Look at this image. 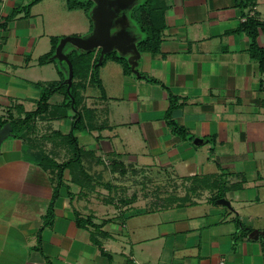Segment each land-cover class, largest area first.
Segmentation results:
<instances>
[{
	"label": "crops",
	"instance_id": "0c3cea01",
	"mask_svg": "<svg viewBox=\"0 0 264 264\" xmlns=\"http://www.w3.org/2000/svg\"><path fill=\"white\" fill-rule=\"evenodd\" d=\"M35 1L0 0L7 123L35 111L50 87L51 111L65 102L68 66L53 57L52 39L93 30L76 25L74 10L58 13L56 0ZM239 1L166 0L159 50L141 51L137 73L108 60L100 95L88 91L92 83L79 88L80 165L64 170L53 215L58 171L42 156L74 158L77 111L39 115L0 143V264H264V72L241 28L247 17L264 22V0L244 10ZM258 44L264 50V32ZM105 156L119 163L114 177L160 171L190 186L178 204L149 210L146 195L133 201L143 191L121 185L114 192L133 194L131 202L100 215L109 208L96 197ZM77 214L101 226L100 246Z\"/></svg>",
	"mask_w": 264,
	"mask_h": 264
},
{
	"label": "trees",
	"instance_id": "16d2710c",
	"mask_svg": "<svg viewBox=\"0 0 264 264\" xmlns=\"http://www.w3.org/2000/svg\"><path fill=\"white\" fill-rule=\"evenodd\" d=\"M37 1V0H36ZM35 1V2H36ZM256 0H240L239 6L242 10L246 9L248 5H251ZM67 9L76 10L82 9L85 10L88 16H91V11L95 6L94 0L87 1H76V0H66ZM32 5L29 4L27 8ZM166 9V0H143L140 6H138L137 10L132 11L130 15L132 19L137 21L139 24L140 31L143 36H140L137 42L138 49L140 51H149L155 53L159 50L162 31L164 29V13ZM245 15V14H244ZM247 17V16H246ZM93 21V20H92ZM93 26V25H92ZM241 28L250 36L251 45L250 51L251 55L259 60L262 71L264 72V50L258 44V36L260 32H264V22L257 20L255 17H247L244 22L241 23ZM93 29V27H92ZM78 36V35H77ZM61 37H56L52 39L53 42V53L56 50L57 45L59 44ZM52 53V54H53ZM46 55L42 58V62L46 61L50 56ZM69 59L73 63L74 67V79L73 84L70 88V94L67 90V85L64 86L66 100L61 106H56L53 110L49 108L48 100L50 96L54 93L55 87H50L43 91L41 98L38 103V107L35 111L26 115L24 119L20 120H10V123L13 127V136L19 137L24 132L25 128L31 127V121L42 114L48 113V116H60L65 117L67 112L73 107L76 111L78 109V104L82 100V97H79V88H85L88 83L96 84L101 87V80L99 77V69L101 65H104L108 60H114L123 65L125 74H129L131 71V66L127 61L126 57L119 56L116 52L109 53L105 55L104 60L101 65H98L99 57H100V49H94L89 51H72L67 54ZM78 80L75 82L74 80ZM151 82H156L155 79L150 78ZM72 97L74 98V103L72 104ZM174 97L171 95V100L174 101ZM170 111H168L169 113ZM167 113V114H168ZM73 125L70 134H68V139L72 141L74 144L75 155L72 160L63 163H57L52 160L49 156L43 154L42 163L43 165L48 167H54L58 171V185L55 189L53 198L50 202V207L48 210L49 215H53V208L55 201L59 196V188L62 182V176L64 170L70 166V164L80 165V157H79V148L77 146V139L74 136L75 132L84 128L83 122L84 117L80 111L75 113L73 118ZM8 120L2 121L0 120V125H4ZM91 217L83 218L80 215H76V222L79 227L88 228L92 226L96 230L91 231L93 235V241L97 245H101V242L97 240L96 236L99 233L101 226L96 225L92 222ZM89 229V228H88ZM104 233V232H102Z\"/></svg>",
	"mask_w": 264,
	"mask_h": 264
},
{
	"label": "rangeland",
	"instance_id": "374dc122",
	"mask_svg": "<svg viewBox=\"0 0 264 264\" xmlns=\"http://www.w3.org/2000/svg\"><path fill=\"white\" fill-rule=\"evenodd\" d=\"M56 1L58 2L57 12L66 13L68 11L66 0H56ZM79 1L84 2L87 0H79ZM142 1L143 0H134L129 11L126 10V13H125L127 17V20L125 21V25H127L128 28L129 26L133 27L130 29L134 30V32L136 33L138 37L143 36V34L140 31L139 24H137L136 20L132 19V16L130 15V13L132 11L137 10L138 6H140ZM74 11L75 13H70V14L77 15V16H73L74 21L79 17L78 18L79 21L76 22V25L82 26L84 28H86L87 25H90V26L93 25L92 16H88L85 10L76 9ZM92 12L93 11H91V15H92ZM61 23H62V20L59 21V24ZM89 34L90 33H87V32L80 33L78 34V36L87 37L89 36ZM69 35H72V34H69ZM73 35H77V34H73ZM65 36H68V34L64 35V37ZM62 38L63 37H61V39ZM71 48H75L78 51H83L82 48H79L74 42L70 41L65 46L64 52L65 51L67 52ZM74 81L76 82L77 80L75 79ZM88 91L90 93H96V95H100V92L102 90L99 89L97 85L91 84L88 87ZM98 162H97V165H99V171L101 172V174H104L106 178H104V183L101 181V185H104V187L101 193H99L98 196L96 195V197L100 199L101 203L107 204L108 206L106 207H109V208H103L99 212V214L103 216L104 214L108 216H112L114 213L116 214L117 212H120L119 208L123 206L124 202H129L131 198L134 196L133 194H125V192H122L121 194L117 192L115 193L114 190L116 191L118 188H120L121 185L122 186L126 185L125 186L126 189L131 188L133 190L136 188L138 189V191L139 190L143 191L144 193H140V194L138 193V196L136 193V195L133 197L134 199L133 201H135L137 197L139 196L145 198V195H146L147 198H149V210H156L162 207L163 205L172 206L173 204H176V203L178 204L179 199L182 196H184L186 190H188L187 186H190V183L189 184H186V183L182 184L181 182L179 183L178 181L175 180V177L171 175L168 176L166 174H161L160 171L157 172L158 174L156 173L154 174L152 173L151 174H117V177H114L115 166L119 165V163H115V159L108 158L107 156H105V158L102 159V162L101 161H98ZM113 180H116L118 183L117 182L115 183ZM121 180L123 183H120ZM114 186L117 188H114ZM221 199L223 198H220V200ZM115 209L116 211H114ZM93 229L96 230L95 228Z\"/></svg>",
	"mask_w": 264,
	"mask_h": 264
},
{
	"label": "water",
	"instance_id": "95a60500",
	"mask_svg": "<svg viewBox=\"0 0 264 264\" xmlns=\"http://www.w3.org/2000/svg\"><path fill=\"white\" fill-rule=\"evenodd\" d=\"M134 0H94L92 19L93 30L89 36L81 37L77 35H68L63 37L56 47L54 58L64 61L68 66V76L65 80L68 93L74 79V67L64 48L68 42H74L83 51L100 49L98 65H101L105 55L116 52L119 56L126 57L133 72L137 73L136 67L141 58V51L138 49L139 37L135 34L133 28L125 25L127 17L126 10L129 11ZM129 23V22H128ZM74 98L72 97V104ZM11 123L0 126V143L8 136L12 135ZM224 202L228 201L222 199Z\"/></svg>",
	"mask_w": 264,
	"mask_h": 264
},
{
	"label": "built area",
	"instance_id": "2783aa9c",
	"mask_svg": "<svg viewBox=\"0 0 264 264\" xmlns=\"http://www.w3.org/2000/svg\"><path fill=\"white\" fill-rule=\"evenodd\" d=\"M137 264H142V263H137Z\"/></svg>",
	"mask_w": 264,
	"mask_h": 264
}]
</instances>
